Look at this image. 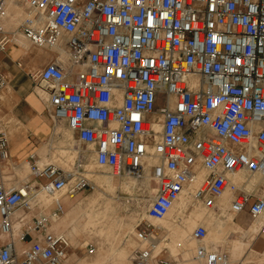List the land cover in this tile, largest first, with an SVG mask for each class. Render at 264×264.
Instances as JSON below:
<instances>
[{"label": "built area", "instance_id": "built-area-1", "mask_svg": "<svg viewBox=\"0 0 264 264\" xmlns=\"http://www.w3.org/2000/svg\"><path fill=\"white\" fill-rule=\"evenodd\" d=\"M10 1L23 18L7 30L0 0V52L18 34L54 54L29 75L54 130L64 127L98 170L140 177L146 165L156 181L130 264H230L203 223L189 256L171 253L174 233L158 222L181 197L175 225L193 209L246 215L264 242V0ZM8 83L0 72V92ZM41 156L25 158L29 179L0 176V264H76L95 252L56 227L64 197L96 189L83 157L62 169ZM4 165L0 121V171Z\"/></svg>", "mask_w": 264, "mask_h": 264}, {"label": "rangeland", "instance_id": "rangeland-1", "mask_svg": "<svg viewBox=\"0 0 264 264\" xmlns=\"http://www.w3.org/2000/svg\"><path fill=\"white\" fill-rule=\"evenodd\" d=\"M16 17L18 19L16 20L15 18L14 21L11 22V28H14L19 23L20 18L23 17L22 7H20V11L17 12ZM30 47L32 46L29 45V49ZM53 55L54 54L52 52L38 49L36 54L31 55L33 65L32 71L35 72L45 65ZM0 72L6 74L8 81H10V76L2 65H0ZM0 95L4 96L5 100L9 99L8 90L1 91ZM8 113L9 112L7 110L5 111L4 108H2L0 111V121L6 127V130L10 135V133L14 132V130L20 131L22 126ZM50 137V140L44 144L45 148L41 151V155L45 156L46 158H50L51 154L53 155V162H48H51L62 169H67L63 165V161L66 159L67 155L70 154L73 155V158L71 161L69 160V166H71L77 155H81L83 157V165L85 167L93 165V155L87 151L85 147L77 145L73 138H71L70 133L66 131L64 127L57 133L54 132V135ZM48 149L50 151H47ZM60 149H64L70 153L66 156H60ZM73 149L75 150V154L72 153ZM26 169V164L23 163L20 170L25 171ZM91 170L97 171L98 174L102 175L100 180L101 182L105 183V185L110 179L113 182L117 180L118 186H104L101 188L92 178H90L96 184V189L94 191H83L78 193L72 200L63 201L65 212L69 213L72 210L67 219V229L71 233H75L71 230L70 223H74V225L77 227V232L71 237L72 243L74 246H77L83 242L94 245V254L88 257L83 255L78 257L88 262V264H128L127 259L129 258V252L136 245L134 240L136 225L138 222L144 220L146 201L152 194L150 191L151 180H146V182H148L146 186L150 190L146 189L147 191H144V189L142 190V187L140 188L136 186L125 189L121 186V183L126 181L128 183L131 180L127 179L128 177L122 176L120 178H116L106 170L100 171L95 166H93ZM25 176L26 179H29V172H27ZM21 181H23V179L17 175L16 183ZM132 184H134L133 180L131 185ZM189 212L190 210L187 211V214H189ZM197 214H199V218L205 216V220L203 221L207 228V233L210 232L212 235H217L220 230L223 231V233L226 231L225 237L228 236L227 233H230L231 230H229L230 228L227 221L228 215L225 217H217V213H206L203 210L197 211ZM208 219H210V221H208ZM234 220L238 222L243 228L248 226V224L251 222L246 215H242L238 218H235ZM181 227L185 228V222ZM163 229L169 230L165 226ZM232 238L235 239L237 244L242 246V242L244 241L243 239H238L241 242H237L238 240L235 237L232 236ZM176 239L177 237H175L174 233L171 236V244L169 245L172 254H177L178 251L182 249L179 248V246H177L175 243ZM251 240H254V238H250V241ZM181 241L182 245L183 243L190 244L189 239L185 236L182 237ZM259 241L261 246L264 245L262 240ZM243 243L244 244L242 247H246L247 249L251 248L250 245L248 246V244L245 243V241ZM222 245L228 250L224 243H222ZM172 248H175V252L172 251ZM184 251L185 255H187L190 254L191 249H185ZM241 262H244V264H264L263 251L260 249H255L251 253L245 252L241 258ZM236 264L241 263L239 262Z\"/></svg>", "mask_w": 264, "mask_h": 264}, {"label": "crops", "instance_id": "crops-1", "mask_svg": "<svg viewBox=\"0 0 264 264\" xmlns=\"http://www.w3.org/2000/svg\"><path fill=\"white\" fill-rule=\"evenodd\" d=\"M7 17L4 21L5 28L11 31V19L9 16H14V19H18L16 17L17 12L20 11V7L14 2H8L6 6ZM19 9V10H18ZM9 12V13H8ZM13 12V13H12ZM9 15V16H8ZM22 18V17H21ZM10 27V28H9ZM15 45H9L4 52H0V65L8 72L10 76V81L7 90L9 91V99L5 101H1L2 95H0V111L2 108L8 111L16 122H18L22 127L20 131L14 130V132L8 134V150L10 155V165H4L1 167L0 176L2 180L6 183H15L17 175L22 178L23 180L26 179L25 174L27 173V169L25 171H21V165L25 163V158L31 152H37L41 155L42 149L45 148L44 144L48 140H50V136L54 135V132L57 133L61 129L54 130L52 126V122L50 121L46 109H45V102L41 101L37 96L36 92H39V88L34 86L31 79L30 74L32 71V54H36L38 49L30 47L29 44L22 38L15 39ZM19 62V66L17 63ZM44 66V65H43ZM30 88V91H29ZM52 141V140H51ZM43 144V145H42ZM52 147V144H51ZM34 150V151H33ZM47 151H50L49 149ZM68 152V153H67ZM69 151L66 150H59L60 156H66L69 154ZM70 155V154H69ZM67 155L66 159L63 161V165L66 168H69V160H72L73 155ZM42 161H51L53 162V155H50V158H46L45 156H41ZM12 165H16V167H12ZM91 166V165H89ZM89 166L87 169L92 171ZM93 172V171H92ZM150 176L151 173L147 172ZM148 180V179H146ZM140 181L137 183L138 185H147L148 182ZM151 180V187L154 185L153 180ZM100 183L101 180L97 179ZM146 182V183H145ZM108 186L113 187V183L111 181L107 182ZM187 198L182 197L179 199L178 202L175 204V208L168 212L167 216L158 222L159 225L162 227H167L169 230L175 233V237H177L175 243L182 249H192L194 247V243L190 238V233L194 229L197 224H204L205 216L199 218V214L197 211H201V209H193L189 212L188 218L185 220V228L181 226H177L172 222V214L177 212L178 209H182L186 206ZM222 202L226 204L228 202V194H225L222 198ZM48 203V202H46ZM208 213V212H206ZM222 215L225 217L227 214L222 211ZM242 216V215H241ZM240 217V216H238ZM235 217V218H238ZM233 216L228 215L227 221L229 224L230 233H227V237H225L226 231H219L216 235H212L208 232V238L210 241L214 243H224L228 248V253L230 257V264L241 263V258L245 252L251 253L255 249H260L263 251L264 254V245L261 246L260 239L256 236L257 232V225L255 222H250L248 226L243 228L238 222H236ZM210 221V219H208ZM155 223V222H154ZM254 223V230L251 233H247L246 231L250 227L251 224ZM57 228L60 230L67 231L71 237L75 235V233H71L67 228H65L64 218L57 223ZM174 229V230H173ZM245 229V230H244ZM236 231V232H235ZM187 232V233H186ZM242 233L246 236L249 235L248 240L247 237H239L238 239H243L245 243L250 245L251 248L247 249L246 247L240 246L235 242V239L231 237V233ZM186 237L189 239L190 244L183 243L182 245V237ZM250 238H254V240L250 241ZM237 242H241L238 240ZM261 247V248H259ZM172 251L175 252V248H172ZM189 256V254L185 255L184 257ZM192 260L188 261L187 264H194L191 262ZM128 264H130L129 260L127 259Z\"/></svg>", "mask_w": 264, "mask_h": 264}, {"label": "bare ground", "instance_id": "bare-ground-1", "mask_svg": "<svg viewBox=\"0 0 264 264\" xmlns=\"http://www.w3.org/2000/svg\"><path fill=\"white\" fill-rule=\"evenodd\" d=\"M8 2H11L10 0H6V6H7V4H8ZM7 10V9H6ZM8 11V10H7ZM9 13V12H8ZM13 13V12H12ZM9 16V15H8ZM15 16V15H14ZM14 16L12 15V16H9L10 17V19H11V21H14ZM23 18V17H22ZM22 18H20V21H19V23L11 30L12 32H16V28L18 27V25L20 24V22H21V20H22ZM17 20V19H16ZM10 28V27H9ZM16 38H22L20 35H16V36H14V41H15V39ZM23 39V38H22ZM62 60H64V57H60ZM65 61V60H64ZM9 90V89H8ZM9 92V91H8ZM2 100V102L3 101H5V98L4 97H2L1 98ZM59 129H62L61 127L59 128ZM72 153L73 154H75V150L73 149L72 150ZM72 158H73V156H72ZM46 162H48V161H46ZM25 164H26V168H27V172H29V168H28V163H27V160H25ZM148 164H150L149 163V161H148ZM93 166H95L94 164L92 165V166H89V168L90 169H92V167ZM86 168V170H87V174H88V177L89 178H92L97 184H98V186L99 187H107L108 186V183L105 185V183H103V182H98L97 181V179H100V177L102 176V175H100V174H98V172L97 171H90L89 169H87V166L85 167ZM147 172H150L149 170H148V168H147V166L145 165L144 166V168H143V171L140 173V177H133V176H126V177H128L127 179H131L128 183H127V181L126 182H122L121 183V186L122 187H124L125 189H129L130 187H144L145 189H147V190H150V189H148V187L147 186H145V185H138L137 183L139 182V180L140 181H144V180H146V179H152L153 180V183H154V185H152V187H151V192H153L154 191V189L156 188V181L154 180V178L152 177V175L150 176ZM132 180H133V182H134V184H132L131 185V183H132ZM109 182L111 181V183H113V186L114 187H117L118 186V182H117V180H115L114 182L112 181V180H108ZM120 184V183H119ZM126 184H128V185H126ZM74 198V197H73ZM73 198H71V197H64V199H63V201H65V200H72ZM182 198V197H181ZM72 211V210H71ZM71 211L69 212V213H67V212H64V215H63V218H64V223H65V228H67L68 227V221H67V219H68V216L70 215V213H71ZM62 219V218H61ZM60 219V220H61ZM59 220V221H60ZM58 221V222H59ZM70 227H71V230L73 231V232H77V230H76V226L74 225V223H70ZM245 230V229H244ZM254 230V223L253 224H251L250 225V227L248 228V230L246 231L247 233H251L252 231ZM236 232V231H235ZM235 232H232V235H231V237L233 236V237H235V238H238L237 237V235L239 234V237H249V235L250 234H248V236H246L245 234H242V233H235ZM187 233V232H186ZM69 234V233H68ZM252 234V233H251ZM70 235V234H69ZM71 236V235H70ZM248 240V239H247ZM76 264H88V262H86L85 260H83V259H80V258H78L77 259V261H76Z\"/></svg>", "mask_w": 264, "mask_h": 264}]
</instances>
